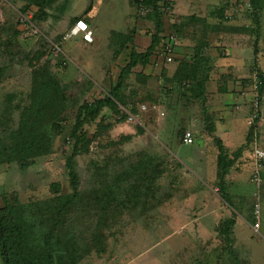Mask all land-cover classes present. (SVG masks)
Here are the masks:
<instances>
[{
    "label": "rangeland",
    "instance_id": "374dc122",
    "mask_svg": "<svg viewBox=\"0 0 264 264\" xmlns=\"http://www.w3.org/2000/svg\"><path fill=\"white\" fill-rule=\"evenodd\" d=\"M167 1L159 47L176 37L173 62L136 66L120 113L106 108L76 132L80 107L109 96L132 52L151 45L152 9L139 12L130 0H0V207L25 205L39 257L49 241L70 264H264V164L253 153L264 150V0L258 9L251 0ZM78 18L92 43L64 40ZM198 46L212 60L206 100L173 79ZM47 81L49 98L31 119L52 149L23 171L9 160L13 135ZM128 114L136 121L119 120ZM186 131L193 144H183ZM216 136L230 158L242 150L226 176L231 204L220 191Z\"/></svg>",
    "mask_w": 264,
    "mask_h": 264
},
{
    "label": "trees",
    "instance_id": "16d2710c",
    "mask_svg": "<svg viewBox=\"0 0 264 264\" xmlns=\"http://www.w3.org/2000/svg\"><path fill=\"white\" fill-rule=\"evenodd\" d=\"M58 0H34L37 6L50 7ZM138 10L140 8H151L153 13L156 32L152 37L151 45L145 52L133 51L130 61L121 69L119 79L116 85L112 88L109 96L99 98L90 103L82 105L77 114L76 132L85 124L97 120L107 108L116 114L120 113L117 102L121 100L122 88L125 79L132 70L139 64L147 65L153 57L165 61L161 55L162 47H159L163 37L165 27V12L164 7L169 4L167 0H130ZM253 9L259 8L258 0H251ZM226 18V17H225ZM82 18H78L76 21ZM227 19V18H226ZM168 36V35H167ZM258 41L254 50L255 54L259 53ZM205 47L198 46L195 49V55L192 62H184L178 67L174 73L173 79L184 82L191 91L195 93V97L206 100L205 86L208 80L210 67L208 66L211 60L210 55L203 50ZM259 85L258 92L261 97L264 93V72L258 74ZM51 88L49 81L45 82L36 92L33 106L28 110L20 121L18 129L13 135V148L10 152V161L18 163L21 170H27L35 158L47 155L52 149V139L47 132L42 133L37 124L31 119L36 112L39 111V106L46 103L48 94ZM127 115H123L119 120H126ZM207 119L208 115H207ZM258 119L250 128L248 141L254 139L257 128ZM210 131H215L213 123H209ZM221 157V172L219 174L220 191L223 199L231 204L230 195L227 192L226 176L229 175L231 169L237 159L241 157L242 150L240 149L235 155L230 158L225 145L220 137H215ZM78 153V148L74 151L73 158ZM70 175L74 177V169L70 163ZM237 222V215L234 214L230 220L224 224L225 234L229 237ZM36 232L34 225L27 219V211L24 204L16 202L15 204L8 203L0 207V240L1 253L5 264H70V255L57 253L53 247L47 242L44 257H39L38 247L35 246ZM231 240V238L229 239Z\"/></svg>",
    "mask_w": 264,
    "mask_h": 264
},
{
    "label": "built area",
    "instance_id": "2783aa9c",
    "mask_svg": "<svg viewBox=\"0 0 264 264\" xmlns=\"http://www.w3.org/2000/svg\"><path fill=\"white\" fill-rule=\"evenodd\" d=\"M145 8H140L139 12H144ZM30 18H32L31 15L27 17H23L22 21H30ZM227 19H230V16H226ZM77 35H81L83 38V41L87 43H92L94 41V31L91 29L89 23H87L85 20L80 19L76 21L74 29L64 37V40H68L70 38H73ZM179 43V41L176 39V37L172 34L167 36V40L165 41V44L162 46V53L163 59L167 63H171L174 60V53L176 51V45ZM56 49L59 50V47L55 46ZM129 121H136V117L132 114H128ZM182 142L185 145H190L194 143V135L191 131H186L182 137ZM254 157L256 161L260 164H264V150L258 147H255L253 149ZM259 170H256L254 173L255 178H258L259 176Z\"/></svg>",
    "mask_w": 264,
    "mask_h": 264
},
{
    "label": "crops",
    "instance_id": "0c3cea01",
    "mask_svg": "<svg viewBox=\"0 0 264 264\" xmlns=\"http://www.w3.org/2000/svg\"><path fill=\"white\" fill-rule=\"evenodd\" d=\"M88 23V22H87ZM90 25V24H89ZM91 27V26H90ZM85 43H87V42H85ZM88 44V43H87Z\"/></svg>",
    "mask_w": 264,
    "mask_h": 264
}]
</instances>
